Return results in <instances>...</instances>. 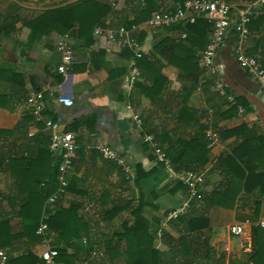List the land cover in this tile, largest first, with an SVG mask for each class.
I'll list each match as a JSON object with an SVG mask.
<instances>
[{
	"label": "crops",
	"instance_id": "0c3cea01",
	"mask_svg": "<svg viewBox=\"0 0 264 264\" xmlns=\"http://www.w3.org/2000/svg\"><path fill=\"white\" fill-rule=\"evenodd\" d=\"M71 1L0 0V18L7 19L0 26V217L17 232L20 206L48 179L54 154L43 120L49 117L72 132L75 151L66 175L71 180L69 188L57 204L44 202L42 218L57 207H77L80 234L70 241L80 247L92 244L88 253L79 254L67 246V263L126 264V241L119 233L133 223L132 210L141 204V215L159 251L169 249L165 235L188 234L185 218L204 215L208 228L201 238H207L208 256L202 248L196 249L200 239H195L192 259L254 264L249 259L254 223L264 216V93L238 65L236 55L238 51L253 55L264 69L262 5L257 0H223L230 4L233 17L250 5L258 13L252 16L243 39L233 28L226 32L212 68L206 69L202 55L209 27L153 28L148 17L126 28L128 40L139 44L141 56L136 58L134 48L94 30L89 37H79L77 26L58 33L42 25L31 37L30 27L22 24L23 19ZM109 1L114 13L106 23L117 17L123 27L145 4L144 0ZM153 1L155 11L165 12L184 2ZM60 38L73 55L64 73L57 70L62 58L56 46ZM161 40L166 44L156 47ZM130 73L134 80L129 84ZM31 91L43 94L42 116L33 115L27 104ZM207 128L218 134L211 147L204 135ZM154 144L165 152L167 164L157 161ZM186 145L189 152L182 156ZM102 147H109L114 157L106 158ZM136 166L139 174L148 173L137 185ZM187 169L203 174V200L189 197L173 175ZM210 200L214 204L208 205ZM122 206L111 217L103 214ZM239 223H244L249 248L243 236L228 231ZM21 243L18 240L4 251L16 257ZM106 244H110L109 253ZM43 249L41 241L31 248L37 256Z\"/></svg>",
	"mask_w": 264,
	"mask_h": 264
},
{
	"label": "trees",
	"instance_id": "16d2710c",
	"mask_svg": "<svg viewBox=\"0 0 264 264\" xmlns=\"http://www.w3.org/2000/svg\"><path fill=\"white\" fill-rule=\"evenodd\" d=\"M144 7L137 10V14L133 20L125 22V28H131L133 25L146 20L150 17L151 13L157 8L154 5L153 0H144ZM114 13V9L109 0H74L65 3L60 6H56L50 9L43 10L37 15L28 17L22 20V24L30 27V36H35V29L44 25L48 30H54L58 33H64L72 27L77 26L79 37L91 36L95 27H113L118 28L124 24L122 19L117 17L108 20L109 16ZM17 17H12L11 20ZM6 18H0L1 23L5 22ZM3 25V24H2ZM187 30L201 28L205 29L209 27L211 31V25L206 20L198 18L193 24H186L184 26ZM38 28V29H39ZM37 35V34H36ZM165 40H161L156 44L157 46H164ZM146 58L139 60V65L145 62ZM28 96V95H27ZM189 145L182 150L181 154L184 156L189 151ZM236 156V152H234ZM58 158L54 155V166L50 168L47 181L32 194H30L27 200L20 206L18 216L21 218V226L17 232H14L11 225L6 218L0 217V249H8L14 246V243L18 240H22L21 251L16 257L8 256V264H40V257L34 254L31 250L32 246L36 242H40L42 236L36 233V229L41 221L46 222L47 231L45 236L51 237V244L57 249L58 255L56 260L58 263H67V259L70 257L66 253V247L71 246L76 248V253L86 252L88 253L92 248L91 243L80 247L78 244L70 241L73 238H77L80 234L79 227L76 225L78 217L76 214L77 207L70 206L67 209L59 208L48 217L42 218V208L47 198L53 194L58 186L57 174H58ZM191 170V169H187ZM136 178L134 179L135 185L139 178L148 173H140L139 167L136 166ZM67 186L69 188L71 180L67 178ZM247 177L244 183L246 187L249 183ZM203 200V196H202ZM207 201V198H204ZM57 204V200L55 201ZM127 204V203H126ZM124 204V206L126 205ZM214 204L212 200L208 205ZM58 206V205H57ZM122 207H112L103 214L105 217H111L115 215ZM142 205L138 204L133 210L134 217L133 223L130 226L123 227V230L119 233V237L126 241L125 244V263L126 264H210L207 260L200 262L195 258L192 259L191 250L193 249V243L195 239H200V243L196 245V249L202 248L205 253V257L208 256V244L207 238H201L203 230L208 228V219L204 215L185 218L188 234L180 235L177 238L165 235L168 239L169 249L166 252L159 251L154 248L153 241L155 235L149 230L148 221L141 215ZM264 233L259 227L253 229L254 242L252 244L251 253L249 259L254 264H264ZM193 235L189 237V235ZM196 236V237H195ZM111 251L110 244H106L105 252ZM260 261V263H259ZM233 264V263H231Z\"/></svg>",
	"mask_w": 264,
	"mask_h": 264
},
{
	"label": "built area",
	"instance_id": "2783aa9c",
	"mask_svg": "<svg viewBox=\"0 0 264 264\" xmlns=\"http://www.w3.org/2000/svg\"><path fill=\"white\" fill-rule=\"evenodd\" d=\"M258 4L262 5L264 12V0H257ZM258 10L253 8V5L239 11L236 17H233L232 8L229 3L223 0H184L182 6L177 7L172 12L154 11L151 13L147 23L150 27H170L175 24H193L198 18L206 20L211 25L209 40L205 46L202 55V65L206 69H211L217 49L222 45L226 32L233 28L237 31L240 38L246 37L248 34V24L253 15L257 14ZM96 34L104 33L108 39H119L122 43L128 44L135 49V57H140L141 52L137 50L139 44L135 41L128 40V31L125 27L120 26L116 30H104L100 27L94 29ZM185 36V33L183 34ZM56 46L62 52L61 63L57 70L64 73L66 67L72 62V50L64 38L58 39ZM238 65L259 84L260 90L264 93V69L259 60L253 56L238 51L236 55ZM134 80V74L128 76V83ZM128 84V85H129ZM31 112L35 116H42L44 111V98L41 91H31L27 98ZM44 127L49 134V148L52 153L58 158V186L53 194L47 198L50 205H54L55 201L64 193L67 186L66 175L72 167V159L75 151V141L72 132L62 128V125L49 117L43 120ZM204 135L207 139L208 146H212L218 139V134L212 128L204 130ZM153 151L156 159L159 162L167 164L165 152L156 144L153 145ZM102 152L106 158L114 157V152L109 147H102ZM185 187L188 196L193 199L202 198V185L204 181L203 174L195 170H185L173 174ZM244 223H248L245 221ZM244 223L235 224L229 227L228 231L232 235H240L244 237V245L249 248V237L244 230ZM264 231V216L257 219L254 223ZM47 224L41 221L36 229V233L42 236L41 242L45 245L39 253L41 260L40 264H58L56 257L57 249L51 244L52 238L45 236ZM0 264H8V255L0 249ZM83 264H86L85 262Z\"/></svg>",
	"mask_w": 264,
	"mask_h": 264
},
{
	"label": "water",
	"instance_id": "95a60500",
	"mask_svg": "<svg viewBox=\"0 0 264 264\" xmlns=\"http://www.w3.org/2000/svg\"><path fill=\"white\" fill-rule=\"evenodd\" d=\"M31 1L39 2V1H43V0H31Z\"/></svg>",
	"mask_w": 264,
	"mask_h": 264
}]
</instances>
